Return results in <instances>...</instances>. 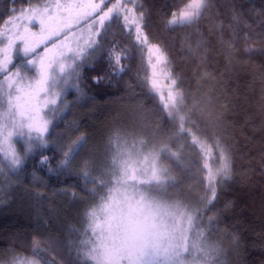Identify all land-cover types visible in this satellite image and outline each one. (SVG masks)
<instances>
[{
    "label": "trees",
    "instance_id": "1",
    "mask_svg": "<svg viewBox=\"0 0 264 264\" xmlns=\"http://www.w3.org/2000/svg\"><path fill=\"white\" fill-rule=\"evenodd\" d=\"M187 2L137 0V8L143 5L148 42L161 45L167 57L161 64L167 73L162 83L157 72V84L150 82L155 58H150L148 44L136 42L135 29L114 18L105 48L115 45L113 50L122 54L121 63L128 69L97 85L91 77L107 68V53L94 67H85L86 95L65 110L53 132L75 122L79 131L73 138L88 135L85 149L93 153L94 175L104 146L115 137L156 145L158 163L168 174L163 183L167 197L194 206L197 217L205 221L207 239L221 244L229 264H237L232 253L236 234L242 238L239 264H264V10L253 5L241 9L243 0H206L199 17L170 24L172 13ZM13 6L19 9L22 0H0V17L9 15ZM168 89L177 95L172 110L164 102ZM67 99H77L75 92ZM206 146L223 150L232 165V180L215 206L209 203L203 177ZM89 158L81 152L77 162L82 165ZM37 159L32 154L22 172L8 169L7 179L0 177V184L7 180L10 186L7 195L0 194L5 202L0 204V258L11 251L34 256L32 240H46L49 234L65 242L75 239L54 227L52 210H36L30 204L72 199L60 192L64 188H74L84 197H76L78 202L95 196V191H81L82 180L50 176ZM226 202L230 206L225 210ZM217 209L223 210L220 216ZM67 221L61 217L63 226Z\"/></svg>",
    "mask_w": 264,
    "mask_h": 264
},
{
    "label": "snow or ice",
    "instance_id": "2",
    "mask_svg": "<svg viewBox=\"0 0 264 264\" xmlns=\"http://www.w3.org/2000/svg\"><path fill=\"white\" fill-rule=\"evenodd\" d=\"M204 3L205 0H188L184 8L172 14L169 23L198 17ZM248 5L264 10V0L258 3L257 0H243L239 7L243 9ZM142 8L143 5L137 8V0H36L35 3L22 0L19 9L13 6L9 15L0 17V157L7 161L6 167L11 172H22L29 156L35 154L37 163L46 166L50 176L70 177L76 183L82 180L81 191H95L93 181L97 177L93 175V153L85 149L88 135L82 133L73 138L79 131L75 122L59 133H54L53 129L75 102L67 99L66 89H74L77 100L85 97L87 89L82 75L85 67H94L97 59L105 58L107 53V68L91 77L97 85L104 83L106 78L111 82L128 69L129 65L121 63L122 54L113 50L115 45L105 48L108 27L114 18L122 19L126 28L134 27L136 42L148 44L149 56L155 58L149 79L153 85L157 84L155 69L164 64L167 57L161 45L148 42ZM32 21L36 22L35 27ZM25 64L32 68L31 72L22 67ZM161 74L166 75L165 72ZM81 152L90 157L82 165L77 162ZM231 167L229 155L223 153L217 176L210 177L209 203L213 206L219 203L221 191L232 180ZM2 175L4 172L0 170ZM60 192L73 200L76 197L84 199L74 188L71 191L64 188ZM36 195L41 196L40 193ZM4 203L0 199V204ZM229 206L230 202H226L225 210ZM222 211L217 209L218 216ZM90 217V213L86 214L85 236L89 228L98 227ZM241 239L238 234L233 235L232 253L238 258L237 264L242 252ZM87 244L86 238L65 242L49 234L46 240H32L34 256L14 257L8 264H85L86 261L99 264L95 249L85 250ZM116 264H120L119 259Z\"/></svg>",
    "mask_w": 264,
    "mask_h": 264
},
{
    "label": "rangeland",
    "instance_id": "3",
    "mask_svg": "<svg viewBox=\"0 0 264 264\" xmlns=\"http://www.w3.org/2000/svg\"><path fill=\"white\" fill-rule=\"evenodd\" d=\"M175 23L183 22L177 20ZM32 25L35 27L36 22L32 21ZM22 67L32 71L26 64ZM156 72L162 83L167 75L163 65H159ZM72 92L75 90L67 88L66 96ZM165 93L164 102L172 110L176 106L177 95L169 89ZM103 153L96 162L99 171L93 174L97 177L94 198L80 202L72 199L64 203L35 202L29 206L36 210H52L54 227L72 233L75 239H71L79 242L86 238L85 250L95 249L99 264H116L118 259L120 264H223L229 260L220 243L207 239L205 221L197 217L194 206L165 194L166 185L163 183L168 174L166 168L158 163L156 145L115 137L111 144L104 146ZM203 153V177L210 192V177L217 176L225 152L218 147L206 146ZM6 164L7 161L0 157V170L4 172L0 176L2 180L4 176L8 177ZM6 182L0 184L2 197L10 189ZM89 213L90 220L98 227L89 228L85 236L86 214ZM61 217L68 220L65 226L61 224ZM14 257L32 256L11 251L8 256L0 258V264H8Z\"/></svg>",
    "mask_w": 264,
    "mask_h": 264
}]
</instances>
